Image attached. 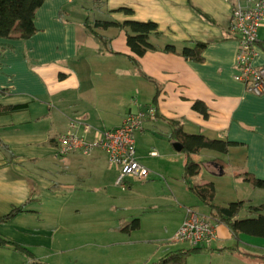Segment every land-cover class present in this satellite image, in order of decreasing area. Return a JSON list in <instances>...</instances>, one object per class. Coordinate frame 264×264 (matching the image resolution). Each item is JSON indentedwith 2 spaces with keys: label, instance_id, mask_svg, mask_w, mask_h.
I'll return each instance as SVG.
<instances>
[{
  "label": "crops",
  "instance_id": "1",
  "mask_svg": "<svg viewBox=\"0 0 264 264\" xmlns=\"http://www.w3.org/2000/svg\"><path fill=\"white\" fill-rule=\"evenodd\" d=\"M243 2L45 0L35 14L36 32L31 38L0 39V108L25 106L0 113V217L25 205L23 212L0 222V239L20 245L36 261L65 264L64 254L78 245H89L88 236L99 235L94 238V247L111 248L116 242L109 235L120 233L125 223L137 220L139 230L143 220L153 222L155 214L150 211L118 220L114 211L122 210L123 204H107L110 199L118 203L120 197H125L121 202L131 198L133 184L149 182L150 174L142 181L129 180L120 188L115 185L116 171L107 165L101 151L90 157L73 154L54 158L55 138L68 129L70 121L89 126L92 137L119 127L129 112L146 106H152L158 117L145 122L135 144L142 146L150 140L151 158L158 155L154 147L172 145L167 139V120L181 122L186 134L234 143L226 154L202 150L192 155L201 165L198 175L188 182L183 180L184 155L180 178L173 185L184 204L163 223L172 221L176 232L186 209L209 217L208 208L188 190L206 183L214 186L215 205L244 201L239 218H255L249 207L264 203V190L253 188L243 175L264 180V94L254 96L234 80L238 43L228 31L232 6ZM86 19L155 23L159 36L151 35L149 42L156 50L135 56L126 44L125 31L116 27L96 30L109 39L111 53L103 50L85 31ZM262 39L264 27L259 30V41ZM193 43L205 46L200 62L162 51L166 45L179 51ZM258 50L255 64L264 65V51ZM130 58L136 59L138 67ZM143 75L158 85L155 103V85ZM195 102L207 108V118L193 109ZM217 159L226 166L213 162ZM154 199L162 201L159 195ZM214 224L216 240L203 252L205 258L214 264H262L238 251L260 256L264 254V238L234 237L225 225ZM165 246L174 250H166L163 256L186 248ZM24 256L8 244L0 245V264H33L31 257Z\"/></svg>",
  "mask_w": 264,
  "mask_h": 264
},
{
  "label": "trees",
  "instance_id": "2",
  "mask_svg": "<svg viewBox=\"0 0 264 264\" xmlns=\"http://www.w3.org/2000/svg\"><path fill=\"white\" fill-rule=\"evenodd\" d=\"M45 0H0V39L9 40H27L31 38L35 32L34 19L37 10L42 6ZM124 13L130 14L128 9H122ZM197 14L201 15L204 19L211 21L209 17L204 15L198 10H194ZM83 27L87 34L97 39L103 50L111 53L109 49V39L100 35L96 30H104L108 27H116L122 29L126 33V44L131 52L141 57L148 51H154L156 48L149 42L151 35L159 36L157 33V26L152 22H136L126 21L122 24L115 22H100L95 21L92 24L88 19L85 20ZM204 45L200 43H193L191 47H183L181 50L174 45H166L162 51L180 54L183 58L189 61L200 62L202 60V52ZM258 47L264 51V39L258 42ZM135 67H138V62L135 58H130ZM144 76V75H143ZM144 78L155 85V95L153 102L155 103L159 94L158 85L151 79L144 76ZM24 105L3 107L0 108V113H7L12 111H18L24 109ZM193 109L208 117L207 108L200 102L193 104ZM155 117H158L155 114ZM170 127V133L167 136L168 141L173 143H179L181 145V153L185 155V162L183 167V180L188 182L189 179L197 176L200 171V165L192 159V155L198 154L202 150H209L219 154H226L228 149L234 145V143L225 140L209 139L202 135H189L183 131L181 122L167 120L165 121ZM221 167H225L226 163L217 159L213 161ZM246 182L250 183L253 188L264 190V180L255 178L251 174L243 175ZM188 190L198 198L204 206L209 210L210 219L218 224L225 225L232 236L237 237L238 234H246L249 236L264 238V203L259 206L249 207V213L255 215V218L240 219L239 215L242 212L245 202L238 201L228 204L227 206H217L214 204L215 190L212 183H206L203 185H192L188 187ZM25 205H21L12 209L7 215L0 217V222H5L17 214L23 212ZM138 228V221L134 220L123 228V231H132ZM10 245L14 250L31 257L29 251L24 249L18 244L9 243L0 239V245ZM209 249L206 247H189L186 249H180L167 253L161 259L153 264H186V260L193 254H199L207 252ZM234 251V249H233ZM245 257L257 258L264 264V254L260 256H254L244 254L238 251ZM33 264H49L36 261L32 259Z\"/></svg>",
  "mask_w": 264,
  "mask_h": 264
},
{
  "label": "built area",
  "instance_id": "3",
  "mask_svg": "<svg viewBox=\"0 0 264 264\" xmlns=\"http://www.w3.org/2000/svg\"><path fill=\"white\" fill-rule=\"evenodd\" d=\"M262 27L264 0H244L242 4L232 6L228 31L238 43L234 80L241 82L246 91L254 96L264 94V65L255 64L259 51V30ZM155 114L152 106L142 107L129 112L119 127L96 132L92 137L88 135L89 126L70 121L68 129L55 138L54 158L73 154L88 157L95 151H101L106 156L107 165L117 173L116 186L124 188L129 180H145L149 172L137 161L135 136L143 131L147 120L155 119ZM215 240V224L210 217L186 209V216L175 232L172 243L188 248H207Z\"/></svg>",
  "mask_w": 264,
  "mask_h": 264
},
{
  "label": "rangeland",
  "instance_id": "4",
  "mask_svg": "<svg viewBox=\"0 0 264 264\" xmlns=\"http://www.w3.org/2000/svg\"><path fill=\"white\" fill-rule=\"evenodd\" d=\"M156 136L163 139L161 135ZM155 141L157 140L155 139ZM140 146L135 144L137 161L146 166L144 167L150 174L148 179L150 181L133 184V194L131 198L127 197L128 200L121 202V199L123 200L125 197H120L118 203L110 199L107 204L109 206L114 204L121 206L120 204H123L122 210L115 209L114 211L115 218L118 220L131 213L142 216V212L147 211L155 214V220L149 223L143 220L141 229L132 231H123V228L132 221L125 223L121 226L120 233L109 235V239L116 242L111 248L98 249L97 246L94 247V238H99V235L88 236L86 241L90 243L89 245H85L84 248L78 245V247L64 254L62 259L65 260V264H153L162 258L167 252L166 250H174L171 247L167 249L168 247L165 246L174 244L170 241L175 232L174 223L172 221L167 222V220L165 223L163 222L168 216H173L179 212V204H184L178 198L176 187H173L176 183L175 180L178 181L180 178L182 168L179 165H183L184 154L176 152L172 145L166 148L160 146L154 147L158 155L151 158L148 155L152 148L150 140L141 146V151ZM149 183L152 184L147 187L143 186ZM156 195H159L162 201L152 200ZM144 196L146 197L144 198ZM203 255V253L191 255L187 258L186 264H214ZM11 264L25 263L17 261Z\"/></svg>",
  "mask_w": 264,
  "mask_h": 264
},
{
  "label": "water",
  "instance_id": "5",
  "mask_svg": "<svg viewBox=\"0 0 264 264\" xmlns=\"http://www.w3.org/2000/svg\"><path fill=\"white\" fill-rule=\"evenodd\" d=\"M172 147L175 151L180 152L181 151V145L179 143H173Z\"/></svg>",
  "mask_w": 264,
  "mask_h": 264
}]
</instances>
